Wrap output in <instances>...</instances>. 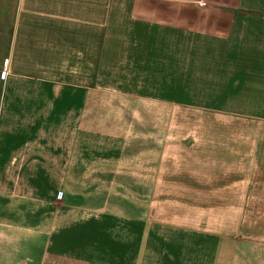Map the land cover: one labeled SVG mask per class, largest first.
<instances>
[{
  "label": "crops",
  "instance_id": "obj_1",
  "mask_svg": "<svg viewBox=\"0 0 264 264\" xmlns=\"http://www.w3.org/2000/svg\"><path fill=\"white\" fill-rule=\"evenodd\" d=\"M202 1L0 0V134L12 140L0 141V164L13 166H0V180H16L26 151L52 162L54 146L68 147L52 131L75 132L67 159L83 165L76 171L112 154L86 135L93 96L188 104L202 93L184 84L204 82L208 99H236L240 113L264 116V0ZM110 164L85 177L115 178ZM0 196V264H188L147 220L112 219L116 208L109 220H16V187Z\"/></svg>",
  "mask_w": 264,
  "mask_h": 264
},
{
  "label": "rangeland",
  "instance_id": "obj_2",
  "mask_svg": "<svg viewBox=\"0 0 264 264\" xmlns=\"http://www.w3.org/2000/svg\"><path fill=\"white\" fill-rule=\"evenodd\" d=\"M184 86L186 94L198 90L202 97L176 104L115 93L93 96V115L86 119L94 125L86 135L113 153L91 154L76 171L82 164L67 159L76 157L75 132L52 131L54 142L63 138L68 147L54 146L52 162L33 160L26 151L27 160L16 162V180H0V187H16V220H109L104 216L116 208L119 215L110 218L122 224L147 220L150 234L165 236V250L179 251L182 262L264 264V116L240 113L236 99H208L204 82ZM1 135L0 141H12ZM107 162L115 178L85 177ZM7 165L12 169L0 164ZM128 166L130 176L124 172ZM102 189L116 194H97Z\"/></svg>",
  "mask_w": 264,
  "mask_h": 264
},
{
  "label": "built area",
  "instance_id": "obj_3",
  "mask_svg": "<svg viewBox=\"0 0 264 264\" xmlns=\"http://www.w3.org/2000/svg\"><path fill=\"white\" fill-rule=\"evenodd\" d=\"M199 5H204L205 4V2L204 1H202V0H199Z\"/></svg>",
  "mask_w": 264,
  "mask_h": 264
}]
</instances>
